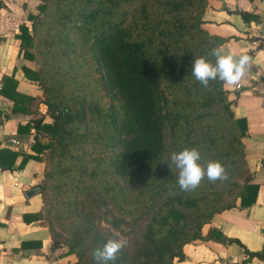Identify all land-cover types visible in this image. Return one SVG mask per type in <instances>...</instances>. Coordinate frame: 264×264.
I'll list each match as a JSON object with an SVG mask.
<instances>
[{
	"label": "trees",
	"instance_id": "trees-1",
	"mask_svg": "<svg viewBox=\"0 0 264 264\" xmlns=\"http://www.w3.org/2000/svg\"><path fill=\"white\" fill-rule=\"evenodd\" d=\"M38 1L17 34L19 54L36 65L22 70L50 119L17 127L33 131L32 154L17 168L43 162L41 207L30 218L74 255L72 264H96L93 251L113 239L97 220L135 236L114 264L180 261L185 244L206 240L201 228L214 214L250 206L257 189L245 167V120L223 82L204 88L191 75L193 58L226 40L201 27L206 1ZM185 146L198 148L202 163L222 162L229 179L181 192L167 159ZM15 157L0 150V168L13 169ZM135 221H143L137 231Z\"/></svg>",
	"mask_w": 264,
	"mask_h": 264
},
{
	"label": "crops",
	"instance_id": "crops-1",
	"mask_svg": "<svg viewBox=\"0 0 264 264\" xmlns=\"http://www.w3.org/2000/svg\"><path fill=\"white\" fill-rule=\"evenodd\" d=\"M205 1L204 31L226 39L219 45L226 53L251 58L243 79L231 85L223 82V88L233 101L234 116L246 122L245 167L257 189L250 206L241 208L236 202L214 214L201 228L206 240L185 244L183 258L174 264H264V0ZM38 3L0 0V150L16 153L13 169L0 168V264H72L75 260L65 246L52 245L40 219L30 218L39 211L41 198L35 192L26 194L41 181L43 162L29 159L17 168L23 154H32L33 141L31 129L18 131L17 127L36 117L50 122L39 86L22 70L34 71L35 62L21 57L17 39L19 25L29 26L27 15L36 12ZM240 12L252 19L244 20ZM211 231H218L224 240L210 236ZM22 242L27 245L23 249Z\"/></svg>",
	"mask_w": 264,
	"mask_h": 264
},
{
	"label": "clouds",
	"instance_id": "clouds-1",
	"mask_svg": "<svg viewBox=\"0 0 264 264\" xmlns=\"http://www.w3.org/2000/svg\"><path fill=\"white\" fill-rule=\"evenodd\" d=\"M208 56L214 59H209ZM208 56L195 57L191 64L192 77L204 88L217 80L229 85L238 83L243 79L251 59L247 54L236 57L226 53L219 46L212 48ZM167 163L175 170L176 184L184 193L195 192L205 179L209 183L225 182L229 179L222 162L207 160L202 163L201 152L196 147L185 146L179 151L170 152ZM124 246L122 240L108 239L92 253L96 264H114Z\"/></svg>",
	"mask_w": 264,
	"mask_h": 264
},
{
	"label": "rangeland",
	"instance_id": "rangeland-1",
	"mask_svg": "<svg viewBox=\"0 0 264 264\" xmlns=\"http://www.w3.org/2000/svg\"><path fill=\"white\" fill-rule=\"evenodd\" d=\"M97 220V219H95ZM97 223L99 225L100 228L104 229L105 231L109 232L111 237L113 239H119V240H122L124 241V245L126 246H131V244L134 242L135 240V236L132 235H126L125 232L128 230V226H122L121 229H122V232L119 233L118 231L116 230H112L110 229L107 224L105 223H102L101 221L97 220ZM143 223V221H135L134 224L131 226L133 228V231H137L139 230L141 224Z\"/></svg>",
	"mask_w": 264,
	"mask_h": 264
},
{
	"label": "water",
	"instance_id": "water-1",
	"mask_svg": "<svg viewBox=\"0 0 264 264\" xmlns=\"http://www.w3.org/2000/svg\"><path fill=\"white\" fill-rule=\"evenodd\" d=\"M33 192H35L36 193V189H34V190H32V191H30L29 193H27L26 195H30V194H32Z\"/></svg>",
	"mask_w": 264,
	"mask_h": 264
},
{
	"label": "built area",
	"instance_id": "built-area-1",
	"mask_svg": "<svg viewBox=\"0 0 264 264\" xmlns=\"http://www.w3.org/2000/svg\"><path fill=\"white\" fill-rule=\"evenodd\" d=\"M11 142H12V143H15V141H14V140H11Z\"/></svg>",
	"mask_w": 264,
	"mask_h": 264
}]
</instances>
